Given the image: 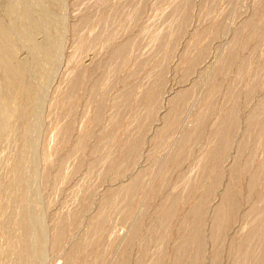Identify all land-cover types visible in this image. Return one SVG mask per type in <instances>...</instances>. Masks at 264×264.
Returning a JSON list of instances; mask_svg holds the SVG:
<instances>
[{"label":"rangeland","instance_id":"rangeland-1","mask_svg":"<svg viewBox=\"0 0 264 264\" xmlns=\"http://www.w3.org/2000/svg\"><path fill=\"white\" fill-rule=\"evenodd\" d=\"M2 58L22 75L0 66V264H175L196 217L197 264H252L235 259L264 217V0H0Z\"/></svg>","mask_w":264,"mask_h":264},{"label":"bare ground","instance_id":"bare-ground-1","mask_svg":"<svg viewBox=\"0 0 264 264\" xmlns=\"http://www.w3.org/2000/svg\"><path fill=\"white\" fill-rule=\"evenodd\" d=\"M26 8V7H25ZM27 9V8H26ZM26 9H24L23 8V11L25 12V10ZM23 12V13H24ZM28 14V13H27ZM24 16V15H23ZM45 19V18H44ZM23 21H24V23H25V25L26 24H30L31 22L32 23H35V22H33L34 20H32V18H30V16H28V15H26L25 17H24V19H23ZM45 22V21H44ZM44 22H39L40 23V27H42V26H46V24L44 23ZM22 23V22H21ZM43 28V27H42ZM19 30V29H18ZM30 30V29H29ZM21 32L23 33V35L29 40L30 39V34H29V31L26 29V27H25V29H22L21 30ZM20 33V32H19ZM47 44V43H46ZM33 47V46H32ZM34 48V47H33ZM38 49V50H43L44 49V52H45V54H47L48 56H50V54H53V52H54V50H55V40H54V37L53 36H51V35H49L48 36V48L50 49V50H48L47 49V46L46 47H41V46H38V44L37 45H35V49ZM36 49V50H37ZM36 52V51H35ZM33 57H34V55H33ZM232 58H234V57H232ZM35 59V58H34ZM7 66L8 68H9V70L11 69V71H10V74L13 76V77H15V78H20L21 77V75H22V73H21V68L19 69L18 67L16 68H12L11 66H10V64H9V62H8V60H6V58H2V59H0V66ZM11 67V68H10ZM10 75V76H11ZM18 88V87H17ZM22 90V92H24V95L26 96V99H27V102H26V104H25V107L24 108H19L20 109V113H19V115L20 116H25V117H27V115H29V114H31L32 113V109H33V105H32V96L29 94H26L25 93V89H21ZM21 92V91H20ZM23 94V93H22ZM35 103V102H34ZM264 109V96H263V98H261L259 101H258V103H257V105L255 106V109L251 112V113H253V114H256L257 112H260V111H262ZM255 117V116H254ZM251 118V117H250ZM219 124V123H218ZM222 125V124H221ZM219 132H221V130L219 131ZM185 135V134H184ZM25 137V136H24ZM183 137V136H182ZM185 139V138H184ZM218 140V139H217ZM25 141L26 140H22L21 142L22 143H25ZM20 142V143H21ZM181 142H182V139H181ZM26 145V144H25ZM215 150V149H214ZM133 151V150H132ZM136 152V151H135ZM134 152V153H135ZM213 153V152H212ZM217 153V152H216ZM173 155V154H172ZM17 157V156H16ZM21 166V163H20V159L19 158H15L14 160H13V172H21L20 171V167ZM139 176V175H138ZM135 177V176H134ZM130 179H134V178H130ZM137 179V178H136ZM13 180L14 181H16V182H21V179L19 178V177H14L13 178ZM216 180V179H215ZM131 181V180H130ZM210 181V180H209ZM213 182V181H212ZM213 184V183H212ZM215 184V183H214ZM209 185H210V183H209ZM208 186V185H207ZM213 186V185H212ZM212 186H208V189H207V191L209 192V191H211L212 189H211V187ZM135 187H136V181L135 180H132L129 184H128V186H127V190H130L131 188H134L135 189ZM125 189V190H126ZM202 196V195H201ZM171 198H173V197H171ZM175 198V197H174ZM229 199H232V196H231V192L229 191V190H225L224 192H222V196H221V201H220V203L218 204V205H216L215 206V210H214V213H213V222L214 223H218L219 222V220H220V217H221V215H222V212L224 211V209H225V213H230L231 211H232V207L233 206H231L230 204H229ZM108 200V199H107ZM105 204H107V202H105ZM109 204H110V202H109ZM170 210V209H169ZM193 210V209H192ZM195 210V209H194ZM196 211V210H195ZM167 212V211H166ZM165 212V213H166ZM232 213V212H231ZM169 214V213H168ZM166 216V215H165ZM100 217V216H99ZM192 217H193V215H192ZM196 217V216H195ZM26 218H27V216H26V214L21 210L20 211V215H19V227H20V229L21 230H23V232H24V234H23V238H22V240H21V244H22V246H20L21 247V249L19 250L18 249V254H21V252H22V247H23V242H28V234L26 235V227H27V223H26ZM194 218V217H193ZM192 218V219H193ZM196 219H197V217H196ZM196 219H193V224H194V222H195V220ZM255 226H257L258 227V229H255V228H250L247 232H246V234L243 236V237H241L239 240H238V243H237V245H236V254L238 255L237 257H236V259L235 260H240V261H243L244 263H246V262H248V260L249 261H251V263L252 264H257L258 263V261H259V257H256V258H253L252 260L250 259L251 258V256H252V253H253V251H252V249H251V245H249L248 244V240H250V238L251 237H255L256 238V236H257V234H260V236L261 237H263L264 238V217H258V218H256L255 219ZM193 224L191 223L190 225H191V227H189L187 230H185L184 231V234L182 235L183 236V240H182V243L180 244V252H181V250H182V252L181 253H184L185 254V251L187 250V247H188V245L190 244V245H192V246H194L195 245V247H196V250L200 247V246H202V243H203V239H204V237H203V235H202V233H201V231H200V229L199 228H196L195 226H193ZM101 225V224H100ZM198 225V224H197ZM100 228V227H99ZM97 229V228H96ZM133 235V231L131 232V234H130V237ZM134 237V236H133ZM214 237V236H213ZM128 238V237H127ZM181 242V241H180ZM179 242V243H180ZM264 244V243H263ZM262 244V245H263ZM179 245V244H178ZM191 246V247H192ZM176 249V248H175ZM193 249V248H192ZM263 249V248H262ZM196 250H194L195 251V253H193V256L191 257V259L189 258H187V259H181V258H179L178 260H176V262H175V264H197V263H199V261H200V256H199V252L198 251H196ZM188 251V250H187ZM190 252H192V251H190ZM263 252H264V249H263ZM68 254V253H67ZM255 254V253H254ZM69 255H71V251L69 252ZM200 255H202V253H200ZM258 255V254H257ZM186 256V255H185ZM256 256V255H255ZM254 256V257H255ZM256 259V260H255ZM233 264V263H232Z\"/></svg>","mask_w":264,"mask_h":264}]
</instances>
